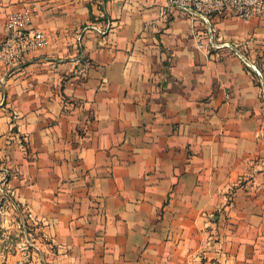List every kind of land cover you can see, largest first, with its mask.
I'll return each instance as SVG.
<instances>
[{
  "label": "crops",
  "instance_id": "obj_1",
  "mask_svg": "<svg viewBox=\"0 0 264 264\" xmlns=\"http://www.w3.org/2000/svg\"><path fill=\"white\" fill-rule=\"evenodd\" d=\"M24 7L52 41L0 63V176L45 241L30 263L264 264V16L0 0V41Z\"/></svg>",
  "mask_w": 264,
  "mask_h": 264
},
{
  "label": "built area",
  "instance_id": "obj_2",
  "mask_svg": "<svg viewBox=\"0 0 264 264\" xmlns=\"http://www.w3.org/2000/svg\"><path fill=\"white\" fill-rule=\"evenodd\" d=\"M168 2L186 17H201L207 21L214 15L225 14H232L246 21L264 16V0H168ZM34 17L31 7L15 9L7 14L6 34L0 41V63L9 71L19 69L29 55L46 47L52 41L50 32L33 26ZM224 45L235 47L229 42H225ZM248 65L262 76V71L255 64ZM262 99L264 100V88ZM18 140L19 145L24 147V141L20 136ZM8 174L9 171H4L3 178L5 179Z\"/></svg>",
  "mask_w": 264,
  "mask_h": 264
},
{
  "label": "rangeland",
  "instance_id": "obj_3",
  "mask_svg": "<svg viewBox=\"0 0 264 264\" xmlns=\"http://www.w3.org/2000/svg\"><path fill=\"white\" fill-rule=\"evenodd\" d=\"M19 136L24 141V147L21 148L23 150L27 149L29 141L28 138L26 140L27 136L21 134ZM4 171L9 170L3 169L0 176V193L2 194L0 209H3V213L0 214V260L2 261L5 256V260L10 259V262L5 264H31L30 258L34 255L39 257L42 253H45L42 247L35 246L39 245L35 244V239L42 243L45 241L41 237L38 227L28 221L27 212L22 207L20 208L14 200V193L8 188L10 172L4 179ZM8 207L13 208L14 211L12 212V209ZM13 218L14 220H12ZM2 224H4L3 227ZM12 224H15V226L12 227ZM14 256L20 257L16 263L11 262Z\"/></svg>",
  "mask_w": 264,
  "mask_h": 264
}]
</instances>
